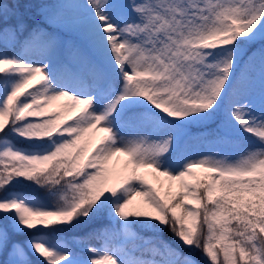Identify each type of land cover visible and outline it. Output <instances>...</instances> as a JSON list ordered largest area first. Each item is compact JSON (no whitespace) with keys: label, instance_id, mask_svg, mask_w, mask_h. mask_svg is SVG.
Wrapping results in <instances>:
<instances>
[{"label":"snow or ice","instance_id":"snow-or-ice-1","mask_svg":"<svg viewBox=\"0 0 264 264\" xmlns=\"http://www.w3.org/2000/svg\"><path fill=\"white\" fill-rule=\"evenodd\" d=\"M196 251L264 264V0H0V264Z\"/></svg>","mask_w":264,"mask_h":264},{"label":"trees","instance_id":"trees-1","mask_svg":"<svg viewBox=\"0 0 264 264\" xmlns=\"http://www.w3.org/2000/svg\"><path fill=\"white\" fill-rule=\"evenodd\" d=\"M17 142L19 143V141H17ZM23 190L33 191V192H35L37 195H39V196H41V197H44V196H45V192H44L43 189H38V188H27V189H23ZM92 226H94V225H89V226H87V227H85V226H78L77 228L71 229V230L67 233V235H69V236H72V235H82L83 232L89 230L90 227H92ZM147 234H148V233H145V235H147ZM163 235H164V238H165V239H167V240H169V241H173V242L175 243L174 238H173L171 232H170L167 228L164 229V233H163ZM18 238H19V239H24L25 237H24V236H20V237H18ZM90 243H91L92 246H96L99 242L93 240V241H91ZM185 251H187V249H185ZM195 255H196L197 259H199V260L201 261V264H207V261L205 260V258L203 257V255H202L199 251H196V252H195ZM33 259H35V257H33Z\"/></svg>","mask_w":264,"mask_h":264},{"label":"rangeland","instance_id":"rangeland-1","mask_svg":"<svg viewBox=\"0 0 264 264\" xmlns=\"http://www.w3.org/2000/svg\"><path fill=\"white\" fill-rule=\"evenodd\" d=\"M191 131L192 133H196L201 131V129L193 128ZM181 150L187 155H197L201 152L208 151L209 145L203 141L186 138L181 144ZM96 246L98 247L99 244ZM77 250L79 251V246H77Z\"/></svg>","mask_w":264,"mask_h":264}]
</instances>
